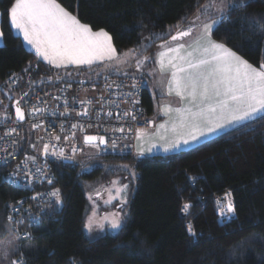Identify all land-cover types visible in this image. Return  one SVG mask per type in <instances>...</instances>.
<instances>
[{"label": "trees", "instance_id": "1", "mask_svg": "<svg viewBox=\"0 0 264 264\" xmlns=\"http://www.w3.org/2000/svg\"><path fill=\"white\" fill-rule=\"evenodd\" d=\"M209 1L57 0L92 30H106L118 52L146 45L152 37L151 46L143 52L150 56L170 38L169 26L181 22V28H186L188 23L182 18L190 21ZM13 2L0 0V83L16 79L15 85H7L0 94L14 95L7 112L48 70L13 32L7 11ZM232 4L237 7L233 9ZM228 5V17L212 37L259 66L264 61V0H229ZM176 31L173 28L171 34ZM158 35L163 39L155 38ZM25 69L36 83L24 81ZM51 81L44 79V83ZM142 104L153 115L155 103L146 87ZM32 135L26 129L19 146L21 156L28 153ZM122 161L132 163L136 173L122 227L115 234L90 239L83 232L88 186L102 176L106 163ZM51 166L62 204L53 203L39 212V225L29 226L31 236L20 239L27 264H71L72 259L75 264H264V119L177 152L143 157L96 156L94 152L81 164L73 159ZM8 168L0 167V240L6 238L10 226L8 205L26 192L3 182ZM190 176L196 177L194 182ZM226 191L231 193L235 212L221 222L213 195ZM184 203L190 208L181 215ZM189 223L195 236L187 231Z\"/></svg>", "mask_w": 264, "mask_h": 264}, {"label": "snow or ice", "instance_id": "2", "mask_svg": "<svg viewBox=\"0 0 264 264\" xmlns=\"http://www.w3.org/2000/svg\"><path fill=\"white\" fill-rule=\"evenodd\" d=\"M231 7L234 9L237 5L232 4ZM208 9H213V12L208 16H204ZM7 11L11 27L22 33L23 40L35 49L37 57H41L44 61L57 68H67L70 65H87L91 68L94 63L119 61L121 58L113 44L111 35L106 30L101 28L93 31L89 25L81 23L75 15L67 11L57 0H14ZM197 11L199 14L190 21H188L187 17L182 18V22L187 21L188 23L186 28H181V22L174 26H169L170 39L163 40V43L158 46L164 49L158 53V58L143 55V52L153 42V38L149 37L147 38L148 44L128 49L123 53L124 62L131 63L137 72L116 70V74L127 76L132 81L130 85L132 91L121 93V95L126 102L130 99L133 105L132 108L116 114L115 118L118 121L128 120L129 118L131 121H136L137 115H142V112L135 108L139 104V100L134 97L140 86L137 77L143 76L149 62L158 64L160 73L170 70V78L167 80L169 95L175 92L176 96L180 97L181 100L186 97L190 98L191 102L196 106L195 111L191 108H177L175 110L180 114V124L179 126L175 123L173 124L172 131L176 134L175 139L171 143L162 146L165 153L177 151L182 146L199 143L203 138L225 132L226 130H238L241 126L246 127L257 119H264V115H261L264 114V61L260 63L259 67L254 66L224 43L212 38L213 32L218 30L217 26L228 17L229 5H225L223 0H221L218 7L215 4V0H212V3L200 6ZM213 16L215 18H212ZM261 27L264 28V24H261ZM173 28L177 29L175 34H171ZM197 31L200 35L194 41V45L178 42L185 37H191ZM2 37L3 32H0V38ZM155 38L163 39L161 35ZM186 47H192V51L182 54V50ZM197 53H199L198 56L196 55ZM24 71L27 72L28 69ZM155 71L153 69L148 74L154 75ZM13 76H15V73ZM66 78L72 81V73L65 72L64 77L56 76L54 78L47 77L46 79L64 83ZM44 79L41 78L39 83L43 84ZM105 79L107 80V77ZM85 82V80L78 81L81 85ZM87 82H91V79L89 78ZM32 83L36 82L30 81V85ZM71 87L72 82H68L61 91H67ZM106 87H111V85L106 84ZM116 87L120 88L121 85L116 84ZM85 91L87 90L85 89ZM26 97H29L27 92L23 93L15 101V117L17 121L25 120V112L20 107V104ZM53 99H63L64 111L59 113L53 111L51 115L71 118L74 112L75 117L91 119L92 99L77 100V97L73 96L72 103L80 105L79 111L70 110L67 97L54 96ZM99 102L100 109L96 112L97 121L100 120L101 115L106 118H112L114 114L111 108L113 106L119 107L118 102L106 100L103 96L100 97ZM106 106L109 110L104 112ZM45 112H48L47 108L33 106L28 110V115L36 116L38 113ZM0 118L6 120L8 113L5 112ZM144 123L151 124L152 121L145 120ZM42 126L43 121L31 125L34 129ZM93 126L91 123L87 124L88 128ZM95 126L99 127V123ZM160 127L163 128L164 125ZM77 130L82 134L86 131L85 124L79 120L71 124V129L68 134L63 136V140L71 141L76 139ZM60 131L65 132L63 122L60 125ZM107 131L108 129H105V132ZM129 131H132V129L129 128ZM112 132L123 133V125L119 128H112ZM13 133H16L15 127L5 131L4 135L0 136V141L4 140L5 137L12 136ZM51 139L60 141L61 136L55 135ZM82 139L83 144L91 148L99 149L101 145L113 150L117 148L116 138H112L109 143V139L106 136L84 134ZM136 139H141V130H137ZM10 143L14 146L13 152L0 148V152L5 153L4 158L0 159V167L7 166L10 163V159L16 150L17 141L12 140ZM30 147L36 148V145L31 144ZM152 147L155 146L153 145ZM152 147L144 149L137 146V155L143 156L145 152H151ZM79 151H82V149L72 145L71 152L73 155L66 156L63 147L57 150L56 145L45 143L43 144L42 155L45 158L51 155L58 159L73 160L75 159V154ZM29 161L35 163L36 157L26 156L24 161L17 164L15 171L2 178L3 182L11 185H20L24 188H31L34 181L42 183L47 180L49 185L53 184V180L42 172L40 167L35 169V173H39V177H37L28 167ZM121 167L124 170L129 169V165H122ZM129 175L133 179L136 177L134 171H130ZM195 179L196 177H189V180L193 182ZM117 183V180L111 181L113 186H116ZM127 189L128 184H121L119 187H115L116 195H110L109 201H106V203L110 202L111 199L120 197L121 204H126ZM96 195L98 196L99 192ZM230 197V192L225 193V199L228 202L224 208L220 209V215L225 214V208L228 213L235 212V208L229 199ZM45 198H54V202L57 205L62 204V193L59 188H54L51 192L35 193L30 197L33 201ZM89 199H92V197L89 196ZM23 204L24 200L20 199L15 204L8 205L11 208V212L7 217L10 226L7 229L6 238L0 240V264H27L25 253L21 251L19 241L22 237H30L31 233H21L18 226L24 223V218L16 219L12 215V213L19 215ZM189 208L190 204L184 203L181 211L187 213ZM41 211H43V208H41ZM24 212L27 213L29 225H39V215H33L30 208L24 209ZM112 216L110 227L114 230L121 229L122 221L119 218V213H113ZM94 223L93 217L89 216L85 228L89 232L93 231ZM97 226L103 228L102 224ZM187 231L190 235H196L191 223L187 225ZM71 264H75L74 259H72Z\"/></svg>", "mask_w": 264, "mask_h": 264}, {"label": "built area", "instance_id": "3", "mask_svg": "<svg viewBox=\"0 0 264 264\" xmlns=\"http://www.w3.org/2000/svg\"><path fill=\"white\" fill-rule=\"evenodd\" d=\"M107 77V80L105 79ZM137 79L139 80L140 86L138 91L136 92L135 99L139 100V104L135 106L136 109H138L140 112H142V115H137L136 121H131L129 118L128 120H116L115 116L116 114L122 113L123 111H126L133 107L131 100L125 101V98L121 95V93H127L132 91L130 85L131 80L127 76L122 75H103L98 79L91 80V82H87L89 79L84 77H79L75 79L72 82V87L70 89H67V91H61L66 87V84L68 82L61 83L60 81L52 80L51 82L47 83H37L34 85L27 93H29V97H26L24 101L21 102L20 106L25 112V120L24 121H17L14 117L13 111L7 112L6 109L9 105V101L3 99L4 96L0 95V116H2L5 112L8 113V118L2 119L0 118V136L4 135V132L7 131L10 128L15 127L16 133H13L10 137H5L4 140L0 141V148L6 149L9 152H13L14 146L10 143L12 140H16L17 143L15 145V151L13 156L10 159L9 168L6 171L5 177L12 171L16 170L17 164H20L21 161L25 160L26 156H35L36 161L35 163L29 161L28 167L31 169L33 173H35V169L37 167H40L42 172L46 173L49 178L53 180V184L55 182V175L53 173V169L51 164L53 162H68L72 160H64V159H58L56 157H53L49 155L47 158H45L42 155V149L43 144L49 143L54 144L57 146V150L60 147L64 148L65 155L66 156H72L73 153L71 152V146L76 145L79 147V143L83 144V135L84 134H98L106 136L109 139V143L111 142L112 138L117 139V148L115 150L111 148H106L104 145L103 147L100 146V148L95 152L96 156H101L105 153H111V154H129L131 157L138 156L135 150V140H136V134L137 130H143V129H151L154 127V120L151 118L147 112L145 107L142 104V94L143 90L146 87V79L143 76H138ZM79 80H85L86 82L81 85L78 83ZM16 79L13 77H9L5 83H0V94L4 93L5 88L10 85H15ZM106 84L111 85V87H106ZM116 84H120L121 87L117 88ZM85 89L87 91H85ZM47 93V95H46ZM54 96H61V97H67L69 100V108L75 109V111L80 110V105L78 103L73 104L72 103V97H77V100L79 99H92L93 105L92 110L90 112L91 119L89 118H78L75 117V113H72L71 118L62 117L59 115L53 116L51 115V112L56 111L57 113L64 111L63 106V99H53ZM105 97L106 100H114L117 101L119 104V107L113 106L111 108L113 112L112 118H106L105 116L101 115L100 120L97 121L96 119V112L100 109V97ZM45 107L48 109V112L45 113H38L36 116H30L28 115V110L33 107ZM108 107L106 106L104 108V112L108 111ZM77 120H79L81 123L85 124L86 131L85 133H81L79 130L76 131V139L71 141H64L63 136L68 134L69 130L71 129V124L76 123ZM145 120L152 121L151 124L144 123ZM43 121V126L40 128H32L31 125L33 123H40ZM64 123L65 125V132L60 131V125L61 123ZM93 124L94 126L92 128H88L87 124ZM99 123V127H96L95 125ZM123 125L124 132H112V128H119ZM129 128L132 129V131H129ZM26 129H29L33 135L31 140L27 143L26 150L28 153H25V151L21 156L20 148L19 146L23 142L25 138ZM105 129H108L107 132H105ZM55 135H60L61 140L55 141L54 139H51V137ZM31 144H35L36 148L30 147ZM127 145V147H125ZM84 147H88L83 144ZM80 148V147H79ZM106 149V150H105ZM77 152V154H79ZM5 153L0 152V159L4 158ZM46 164V166H45ZM37 177H39V173H35ZM23 175V173H21ZM53 184L49 185L47 183V180H44L42 183L40 182H33V185L31 188H24L20 185H12L21 189H25L26 192L21 194L17 197L15 200L18 201L20 199L24 200V204L21 206L20 214L17 215L15 213H12V215L16 219H20L21 217L24 218V223L19 225L18 227L25 228L21 233L29 232V223L27 219V213L24 212V209H31V213L33 215H39V212H41V208H46L47 206H50L51 204L55 203L54 198H45L43 200L33 201L30 199L31 196H33L35 193H43V192H51L55 187ZM225 193H229V191L215 194L213 195V200L215 204L218 201H221L220 203L224 202L226 205L227 202L225 199ZM231 203L232 197L229 198ZM217 201V202H216ZM228 201V200H227ZM15 202L13 204H15ZM223 205V208L225 207ZM183 204L181 205L182 208ZM180 208L181 215H185L186 213L182 212ZM11 212V208L9 212L6 215V218L8 217V214ZM219 215V220L221 222H225L228 219L232 218L234 213H228L225 208V214L220 215L219 212H217ZM40 217V216H39ZM8 220V219H7ZM33 225V224H32Z\"/></svg>", "mask_w": 264, "mask_h": 264}, {"label": "rangeland", "instance_id": "4", "mask_svg": "<svg viewBox=\"0 0 264 264\" xmlns=\"http://www.w3.org/2000/svg\"><path fill=\"white\" fill-rule=\"evenodd\" d=\"M210 3H212V0L208 2V4ZM220 3H221V0H215V4L217 7L220 6ZM223 3L225 5H228L229 0H223ZM212 12H213V9H208L204 13V16H208ZM72 14L75 15L74 13ZM198 14L199 13L197 12L190 20L194 19V17ZM212 18H215V17L213 16ZM15 30L18 31L17 29ZM93 31H97V30H93ZM199 35L200 33L197 31V32H194V34L191 37H185L183 38L182 41H178V42H184L186 43V45H194V41L197 39ZM23 45L25 46L26 49L33 51V53L37 57L35 49L31 45H29L26 41H24ZM127 50L128 49L118 52L121 57L119 61L97 62V63H94L91 66V68H89V66L87 65H81V66L70 65L67 68H63V67L57 68L53 65H50L47 61H44L41 57H38V58L41 59L48 68V70H46L47 72L42 74L45 79L47 77L54 78L56 76L64 77L65 72H71L72 78L84 77L87 79L89 78L96 79L99 76L116 74L117 69H119L120 71H126V72H137V70L134 68V66L131 65V63L124 62L125 57L123 56V53L126 52ZM163 50L164 49L157 47V49L155 50L153 54V57L156 58L155 54L157 55L160 51H163ZM188 51H192V47H186L184 50H182V54ZM197 54L199 55V53ZM149 63L147 64L144 70L143 76L145 77L147 81L146 86L149 90L150 95L152 96V99L155 105H160L162 101L164 102L166 101L168 102L169 105L173 107V108L171 107L173 110L171 109L168 110V117L166 118V121L168 123L164 125L163 128H161L160 126H157V128L154 131L141 130V139L140 140L136 139V151H137V146H140L141 148H144V149H147L148 147H152L153 145L155 146V147H152L151 152H145L144 154L145 156L153 155V154H165L162 146L165 144L171 143L175 139L176 134L172 131V126L174 123L178 126L180 124V114H178L175 111L177 108H179L178 106L182 105L181 108H191L193 111L196 110V106L191 102L190 98L186 97L185 99L181 100L180 97L176 96L175 92H173L171 95L168 94L167 80L170 78V70H166L164 73H160L158 70L159 68H158L157 72L154 75H149L148 73L152 71V65L148 67ZM97 73H99V75H97ZM30 75H32L30 71H27V72L24 71V74H23L24 81L26 82L30 81ZM13 96L14 95H10L6 91L3 99L10 102ZM161 116L162 115H160V117ZM194 144L195 143L189 146H182V147H190ZM79 147L82 149V151H80V154H77L75 156V161L79 162L80 164L82 163L84 159H87L94 152L98 150L96 148L84 147L82 143H79ZM177 151H180V150H177ZM79 156L81 157V159H79ZM122 165H129V169L124 170L121 167ZM130 171L135 172L134 165L128 161H122V162H116V163H106L104 165V171H103L102 176L99 179L92 181L90 185L88 186V189L86 191L87 209H86L85 220L83 223V232L88 238L94 239L104 234H115L116 232H118L119 229L114 230L110 227V220L113 218L112 216L113 213H119V218L121 219L122 224H123L124 218L128 212V203L133 193V187H134L133 186L134 179L129 175ZM113 180L118 181L116 186H113L111 184V181ZM121 184H128V189L126 190L127 203L121 204L120 197L111 199L110 202L106 203V201H109L110 195L111 196L116 195L115 187H119ZM97 192H99L98 196L96 195ZM89 196H91L92 199H89ZM220 202L221 201L215 204L217 212L219 213H220V209L223 208V205H225L224 202L222 203ZM225 202H228V201L226 200ZM89 216H92L95 222L93 225V231L91 232H89L85 228V224ZM101 224L103 225V228H99L97 226Z\"/></svg>", "mask_w": 264, "mask_h": 264}, {"label": "crops", "instance_id": "5", "mask_svg": "<svg viewBox=\"0 0 264 264\" xmlns=\"http://www.w3.org/2000/svg\"><path fill=\"white\" fill-rule=\"evenodd\" d=\"M11 7V6H10ZM9 22H10V20H9ZM12 28V30H13V32L15 33V34H17V35H19V37L21 38V40H22V42H23V44H24V40H23V37H22V35H21V33L19 32V31H16L13 27H11ZM1 32V31H0ZM0 43H2V38H0ZM31 51V50H30ZM33 52V51H32ZM196 55H198V54H196ZM155 57L156 58H158V54L156 55L155 54ZM159 68V65L158 64H152V70L153 69H155L156 71H155V73L157 72V69ZM146 84H147V81H146ZM146 88H147V86H146ZM172 106L171 105H169L168 104V102H164V101H162L161 103H160V105H154V108H153V115H149L151 118H153V120H154V127L153 128H151V129H147V130H152V131H154L156 128H157V126H161V125H166L168 122L166 121V118L168 117V110H173L172 108H171ZM179 108H181L182 107V105L181 106H178ZM160 115H162L161 117H160ZM261 115H263V114H261ZM143 130H146V129H143ZM159 130H161V129H159ZM180 130H185V129H180ZM228 130H226L225 132H227ZM225 132H221V133H217V134H215V135H211V136H208V137H206V138H203V139H201L200 141H199V143H195L194 145H192V146H190V147H181L179 150H184V149H189V148H192V147H194V146H196V145H198V144H200V143H202V142H204V141H207V140H209V139H211V138H213V137H215V136H218V135H220V134H222V133H225ZM135 150H136V140H135ZM137 152V151H136ZM174 152H176V151H174ZM168 153H171V152H168ZM165 154H167V153H165ZM154 155V154H153ZM145 156V155H144ZM147 156H151V155H147Z\"/></svg>", "mask_w": 264, "mask_h": 264}, {"label": "water", "instance_id": "6", "mask_svg": "<svg viewBox=\"0 0 264 264\" xmlns=\"http://www.w3.org/2000/svg\"><path fill=\"white\" fill-rule=\"evenodd\" d=\"M15 101L13 102V104H12V108H13V114H14V117H15ZM21 107V106H20ZM15 119H16V117H15ZM88 135H98V134H88ZM104 145H101V147H103ZM144 156V155H143ZM143 156H139V157H143Z\"/></svg>", "mask_w": 264, "mask_h": 264}]
</instances>
